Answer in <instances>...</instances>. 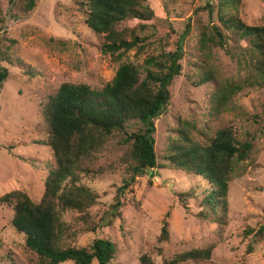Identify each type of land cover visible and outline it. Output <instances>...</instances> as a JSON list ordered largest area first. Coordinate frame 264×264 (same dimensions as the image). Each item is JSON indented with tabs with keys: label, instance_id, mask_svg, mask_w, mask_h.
<instances>
[{
	"label": "rangeland",
	"instance_id": "374dc122",
	"mask_svg": "<svg viewBox=\"0 0 264 264\" xmlns=\"http://www.w3.org/2000/svg\"><path fill=\"white\" fill-rule=\"evenodd\" d=\"M0 1L5 20L1 46L12 45L14 57L22 61L21 69L8 66L10 76L0 88V198L11 191L24 190L33 200L40 201L45 195L46 177L55 166L51 149L41 143L47 139L42 111L45 101L64 83H85L102 89L112 82L121 62L142 64L147 54L134 50L116 61L103 53L104 36L88 27L86 16L70 0H37L35 9L27 15L19 13L10 0ZM164 1L148 0L158 28L153 40L166 43L167 51L173 50L174 41L187 26L191 30L185 40L183 75L170 87V105L156 121L158 162L164 163L167 146L182 126L201 143L224 128H231L240 141H251L250 157L234 163L228 193V224L222 227L198 216L205 190L201 178L157 169L154 175L137 178L131 187L133 193L122 198L123 220L108 225L110 218L106 214L124 179L119 165L125 148L116 149L115 139L88 163L94 172H103L84 181L100 196L91 213L98 220L104 217V221L96 233L82 234L78 245L86 247L97 238L110 239L118 249L112 264H139L144 254L161 263L183 251L209 246H214L210 261L180 264H264V240L255 238L264 226V89L246 90L238 95L233 111H214L209 102L213 86H193L194 80L187 76L192 75L189 64L199 54L201 27L219 22L218 14L209 15L204 8L207 0ZM239 15L247 25H263L264 0H241ZM136 25V21L129 23L130 27ZM241 45L245 46V42ZM213 62L221 77L236 76V63L223 50L213 51ZM28 70L35 76L28 75ZM190 189H196L198 197L187 201L185 208L178 196ZM13 214L10 206L0 202V264H35L36 256L25 248L24 238L12 226ZM76 216L65 217L74 221ZM165 223L170 237L160 243ZM248 230L254 232L246 236Z\"/></svg>",
	"mask_w": 264,
	"mask_h": 264
},
{
	"label": "trees",
	"instance_id": "16d2710c",
	"mask_svg": "<svg viewBox=\"0 0 264 264\" xmlns=\"http://www.w3.org/2000/svg\"><path fill=\"white\" fill-rule=\"evenodd\" d=\"M70 1L86 16L88 27L104 36L103 53L116 61L134 50L137 54L146 51L147 57L142 64L121 62L112 82L102 89L85 83H64L43 104L47 139L41 143L51 149L55 164L45 180V195L35 201L26 191L14 190L0 198L1 203L13 209L12 226L24 238L25 248L36 256L35 264H112L115 260L118 249L110 239L97 238L86 247L78 245L82 234L96 233L104 221V217L98 220L91 213L100 196L84 181L103 172H94L88 163L115 139H118L114 143L116 149L125 148L119 165L124 179L106 214L110 218L108 225L123 220L122 198L133 193L131 187L137 178L154 175L157 169H170L201 178L205 190L201 202L203 209L198 216L227 226L234 163L250 157L253 143L236 139L231 128L220 129L206 143H201L182 126L176 129V137L171 138L161 165L156 152V121L170 105V87L183 75L182 61L187 53L185 40L190 26L174 41V49L167 51L166 43L153 40L158 28L153 23L155 12L148 0ZM10 2L22 15L31 14L37 5V0ZM240 2L206 1L204 8L210 16L217 13L219 22L201 27L199 54L189 64L192 75L187 79L194 80L193 86H213L209 102L217 113L233 111L235 98L246 90L264 89V24L244 23L239 15ZM164 5L168 6L167 1ZM135 21L138 25L130 27L129 23ZM4 22L0 1V41ZM12 47L1 46L0 42V88L10 76L8 66L22 67ZM215 49L223 50L236 63V76L223 78L219 75L220 69L213 62ZM26 73L35 76L32 70ZM197 193L196 189H190L180 194V203L187 208V201L196 199ZM74 214L77 215L74 221L65 217ZM252 232L248 230L245 235ZM169 237L165 223L159 242H166ZM255 238L264 240V226L255 233ZM213 250L214 246L187 250L161 263L144 254L139 264L210 261ZM252 250L250 246L248 252Z\"/></svg>",
	"mask_w": 264,
	"mask_h": 264
}]
</instances>
